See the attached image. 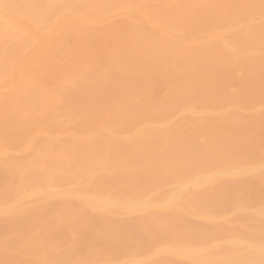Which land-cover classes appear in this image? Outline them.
<instances>
[{
  "label": "bare ground",
  "instance_id": "1",
  "mask_svg": "<svg viewBox=\"0 0 264 264\" xmlns=\"http://www.w3.org/2000/svg\"><path fill=\"white\" fill-rule=\"evenodd\" d=\"M0 264H264V0H0Z\"/></svg>",
  "mask_w": 264,
  "mask_h": 264
}]
</instances>
